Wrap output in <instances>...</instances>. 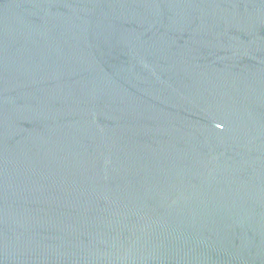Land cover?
<instances>
[{
	"label": "water",
	"instance_id": "1",
	"mask_svg": "<svg viewBox=\"0 0 264 264\" xmlns=\"http://www.w3.org/2000/svg\"><path fill=\"white\" fill-rule=\"evenodd\" d=\"M0 264H264V0H0Z\"/></svg>",
	"mask_w": 264,
	"mask_h": 264
}]
</instances>
